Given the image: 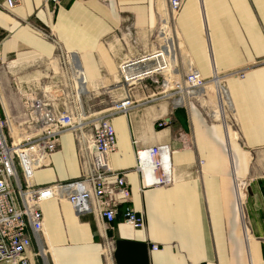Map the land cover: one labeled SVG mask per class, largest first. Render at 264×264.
I'll list each match as a JSON object with an SVG mask.
<instances>
[{"label": "crops", "instance_id": "obj_1", "mask_svg": "<svg viewBox=\"0 0 264 264\" xmlns=\"http://www.w3.org/2000/svg\"><path fill=\"white\" fill-rule=\"evenodd\" d=\"M159 1L61 0L53 18L52 6L43 0H22L13 15L0 0V62L16 60L30 69L55 58L54 44L34 30L53 26L61 47L78 57L81 73L105 87L118 79L119 64L150 49ZM174 23L181 60L204 78L264 61V0H185ZM79 86L80 95L87 92L86 85ZM226 87L235 114L234 139L193 102L188 108L170 111L165 103L111 119L118 144L111 166L126 170L145 228L134 230L120 216L109 232L115 241L110 263L103 259V239L92 215L78 218L69 203L46 202L43 217L54 264H264V64L252 67L244 79H228ZM166 114L170 126L159 131L155 121ZM180 132L194 138V149H180ZM134 139L144 147L170 146L176 184L141 192ZM79 176L75 138L66 135L52 165L35 171L34 185ZM237 184H246L241 207ZM153 244L159 252L151 251Z\"/></svg>", "mask_w": 264, "mask_h": 264}, {"label": "built area", "instance_id": "obj_2", "mask_svg": "<svg viewBox=\"0 0 264 264\" xmlns=\"http://www.w3.org/2000/svg\"><path fill=\"white\" fill-rule=\"evenodd\" d=\"M43 1L45 7L52 6L54 18L62 6L61 0ZM21 3L22 0H5V6L1 7L13 15V9ZM184 3L185 0H168L167 15L173 18V23H167L168 32H165L164 39L168 37L169 41L160 37L163 30L161 22L157 21V33L151 38L150 49L118 66L119 83L124 91L127 89L126 95L113 108L95 114L82 110L79 104L83 95L79 93L80 70L73 61L76 54L63 50L53 26L47 29L34 27L43 39L54 44L57 56L64 63L59 73L53 71L43 84H39L38 94H24L23 111L17 123L14 118L4 116L0 96V264H51L50 256L52 261L53 257L44 232L43 204L52 200L69 203L78 218L94 217L103 239L102 254L105 260L112 261L115 241L109 232L113 230V223L121 216L127 226L143 230L145 218L134 209L131 188L125 178L126 170L117 171L111 166L110 156L118 149L111 119L164 102L169 104L170 111L188 108L193 102L205 110L212 121L221 122L220 118L208 113L199 99L200 93L215 81L227 90L228 79H244L252 67L264 64L261 61L254 66L214 72L210 78H204L191 64L185 65L181 60L180 39L174 23ZM157 17L159 19L158 12ZM208 97L202 96L203 99ZM169 126L167 114L155 121L159 131ZM231 128L237 130L235 122L231 123ZM66 135L75 138L79 178L35 186V171L52 165V157L59 149L61 138ZM176 140L182 150L196 147L194 138L184 132H180ZM133 144L134 169L140 177L141 192L176 184L172 150L168 144L144 147L137 139ZM245 187L246 184L236 185L240 201ZM34 245L38 251L34 250ZM44 248L48 251L47 263L42 255ZM151 251L159 252L160 247L153 244Z\"/></svg>", "mask_w": 264, "mask_h": 264}, {"label": "rangeland", "instance_id": "obj_3", "mask_svg": "<svg viewBox=\"0 0 264 264\" xmlns=\"http://www.w3.org/2000/svg\"><path fill=\"white\" fill-rule=\"evenodd\" d=\"M157 9L159 14L158 21L161 22L163 30L161 32L162 36L160 35V37H163L164 39V32L167 31L168 26V19H166V1L160 0L157 3ZM163 21H165L167 25H163ZM34 27L37 28V26ZM152 32L155 36L157 33V29ZM174 35L175 34H173V36ZM181 53L183 55L182 51ZM57 55L58 52L56 49L55 58H53L52 60H45L44 62L37 61L36 64L31 66L30 69H27L28 66L26 65L16 63V60H11L10 62L5 63L0 62V96L2 100V107L5 109L7 116H9L10 118H14L16 123L18 122V117L20 116V113L23 111V104L25 101L24 94H29L31 92H35V94H38L39 92L36 90L38 89L39 84H43V81L46 80V77L49 76L53 71L59 73L60 67H62L61 64L64 63V60ZM178 60L180 61L179 57ZM186 61L187 60H185V58L183 57L182 62L185 65L187 64ZM79 72L81 79L80 85H86L88 89V93L85 92L83 94L79 104L83 107L82 110H85L88 113H101L113 108L114 106H116V103L119 102L127 93V89H125V91L122 89L121 84L119 83V77L118 79H115V81H111V83L110 81L105 83L106 86L104 87L103 83L100 84L97 82H90L86 78L84 72L83 74L81 73V71ZM37 73L38 75L36 76ZM211 87L213 91H215L219 96V104L222 110H216L211 103L206 104V101L204 100L202 101V103H204L203 105L210 115L213 114L216 117L220 118L221 122L226 128L227 133H231L232 131L233 137L230 138L234 139L236 138V135L233 129L231 128V123L235 122V114L228 92L218 81H215L207 88ZM64 95H66V93H64ZM206 95L207 94L205 92L200 93L201 97ZM208 98H206L205 100H208ZM73 110L75 109L73 108ZM249 160H254V158L249 156ZM260 162L261 158L257 159L256 162H252V168H255ZM35 250L38 251L36 246ZM103 259L105 260L104 256ZM50 262L51 264H53L54 262L52 261L51 256Z\"/></svg>", "mask_w": 264, "mask_h": 264}, {"label": "bare ground", "instance_id": "obj_4", "mask_svg": "<svg viewBox=\"0 0 264 264\" xmlns=\"http://www.w3.org/2000/svg\"><path fill=\"white\" fill-rule=\"evenodd\" d=\"M166 32H168V31H166ZM164 34H165V32H164ZM163 38V37H162ZM164 40H167V41H169V38L167 37L166 39H164ZM175 46H176V44H175ZM76 60H78V57L77 56H75V57H73V61L75 62ZM212 91H213V89H212V87L211 88H206V90L205 91H203V92H205L207 95H209V98H208V100H205V99H203L202 97H200V99H201V101H206V104L208 103H211L212 105H213V107L216 109V110H222L221 109V107H220V104H219V96H218V94L215 92V91H213V93H212ZM227 95V94H226ZM215 97H216V100H215ZM226 97V96H225ZM228 98V97H227ZM211 101V102H210ZM227 101V100H226ZM166 102H164V103H161L159 106H161L162 104H165ZM166 104H168V103H166ZM204 104V103H203ZM169 105V104H168ZM148 108V107H147ZM231 111V110H230ZM165 113V112H164ZM168 113V112H167ZM238 203H239V206L242 204V201H240L239 199H238ZM241 207V206H240ZM44 232H45V229H44ZM45 235H46V232H45ZM42 255H43V257L45 258V260H46V263H47V258H46V256L48 255V251H46V249H43L42 250Z\"/></svg>", "mask_w": 264, "mask_h": 264}]
</instances>
